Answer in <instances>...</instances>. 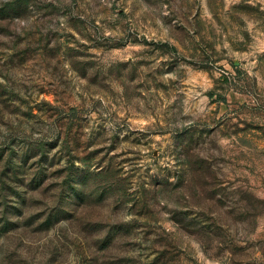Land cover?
<instances>
[{
  "label": "rangeland",
  "instance_id": "rangeland-1",
  "mask_svg": "<svg viewBox=\"0 0 264 264\" xmlns=\"http://www.w3.org/2000/svg\"><path fill=\"white\" fill-rule=\"evenodd\" d=\"M0 264H264V0H0Z\"/></svg>",
  "mask_w": 264,
  "mask_h": 264
}]
</instances>
